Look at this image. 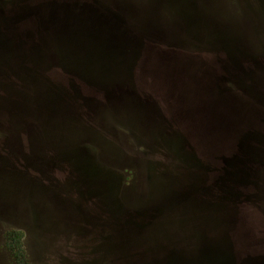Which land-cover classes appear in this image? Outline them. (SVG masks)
Masks as SVG:
<instances>
[{
  "label": "rangeland",
  "instance_id": "1",
  "mask_svg": "<svg viewBox=\"0 0 264 264\" xmlns=\"http://www.w3.org/2000/svg\"><path fill=\"white\" fill-rule=\"evenodd\" d=\"M12 230L25 264H264V0H0V264Z\"/></svg>",
  "mask_w": 264,
  "mask_h": 264
},
{
  "label": "trees",
  "instance_id": "2",
  "mask_svg": "<svg viewBox=\"0 0 264 264\" xmlns=\"http://www.w3.org/2000/svg\"><path fill=\"white\" fill-rule=\"evenodd\" d=\"M260 2V1H259ZM212 136H216L215 133L212 134ZM212 152L214 153V151H210V153L212 154ZM212 164H215V165H219L220 166V163H216V162H212ZM222 168H225V170H230L229 167H225V165L222 166ZM224 171V169H222ZM223 171L221 174H223ZM236 171V168L234 167V170L233 172ZM232 178L233 179H237V176H234L232 175ZM21 232L20 231H17V230H12V231H9L6 233L5 235V241L7 243V246L10 250V252L13 254L12 256L16 258V260L18 262H22L21 264H25V257L21 254V252L19 251L20 248H21ZM20 260V261H19Z\"/></svg>",
  "mask_w": 264,
  "mask_h": 264
}]
</instances>
